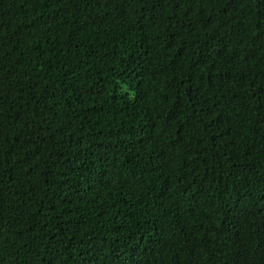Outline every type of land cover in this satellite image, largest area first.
Returning a JSON list of instances; mask_svg holds the SVG:
<instances>
[{
	"label": "trees",
	"instance_id": "trees-1",
	"mask_svg": "<svg viewBox=\"0 0 264 264\" xmlns=\"http://www.w3.org/2000/svg\"><path fill=\"white\" fill-rule=\"evenodd\" d=\"M0 264H264V0H0Z\"/></svg>",
	"mask_w": 264,
	"mask_h": 264
}]
</instances>
